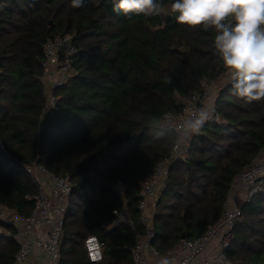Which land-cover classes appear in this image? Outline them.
I'll return each instance as SVG.
<instances>
[{
    "label": "trees",
    "instance_id": "trees-1",
    "mask_svg": "<svg viewBox=\"0 0 264 264\" xmlns=\"http://www.w3.org/2000/svg\"><path fill=\"white\" fill-rule=\"evenodd\" d=\"M113 3L0 0V203L32 214L40 188L25 163L71 177L60 264H93L91 235L105 242L97 264H134V229L145 233L139 194L176 143L164 115L181 114L204 91L205 77L218 86L223 121L206 122L172 163L151 243L165 253L220 221L233 181L264 152V101L246 104L230 94L211 31L178 25L171 0L153 17L125 16ZM56 35L73 37L76 73L45 112L41 60ZM125 205L135 227H113V211ZM1 227L12 230L3 220ZM234 233L226 250L232 264H264V193L243 206ZM17 251L16 239L0 233V264H15Z\"/></svg>",
    "mask_w": 264,
    "mask_h": 264
},
{
    "label": "built area",
    "instance_id": "built-area-1",
    "mask_svg": "<svg viewBox=\"0 0 264 264\" xmlns=\"http://www.w3.org/2000/svg\"><path fill=\"white\" fill-rule=\"evenodd\" d=\"M77 51L71 35H56L44 45L41 81L46 91L45 112L54 108L58 103L55 89L64 85L76 73L72 62ZM214 84L205 77L204 91L195 93L188 100L181 114L167 112L164 115L167 124L176 133V142H178L179 124L196 108L207 106L214 110L213 119L209 121H223L215 110L218 90ZM192 136L178 148L174 145L170 156L159 161L154 172L143 183L139 194L143 196L140 197L139 209L142 212L141 222L145 226V233L140 234L134 229L137 238V243L132 249L134 264H158V261L164 257L170 260V264H232L226 250L234 239V227L242 215L243 206L251 202L255 195L264 193V157L261 155L246 166L233 181L220 221L210 225L195 239H182L177 246L165 253L151 243L154 236L152 227L154 214L150 210L149 200H152V206L155 209L156 201L165 185L172 163L184 154ZM0 147L5 149L2 141H0ZM24 168L33 175L40 188L35 196L36 206L30 216H24L0 203V220L12 227V230L1 227L0 233L13 236L18 243L15 264H27L33 258L37 259L36 264H60L65 214L70 205L74 183L69 175H59L37 161L32 164L25 163ZM43 175L47 177L50 189L47 188L45 182L40 180V176ZM113 214V227H120L123 224L135 227L126 205L115 209ZM91 236L97 237L102 246L100 250L93 251L94 246L87 245L89 257H95L98 263L103 259L105 242L96 235ZM215 239H218L216 250L207 253V248Z\"/></svg>",
    "mask_w": 264,
    "mask_h": 264
},
{
    "label": "clouds",
    "instance_id": "clouds-1",
    "mask_svg": "<svg viewBox=\"0 0 264 264\" xmlns=\"http://www.w3.org/2000/svg\"><path fill=\"white\" fill-rule=\"evenodd\" d=\"M84 0H71L73 8L83 7ZM163 0H114L113 11L125 16L153 17L161 14ZM171 13L178 25L213 33V49L229 77L230 94L246 104L264 101V0H171ZM207 106L193 110L178 126V148L200 133L213 119ZM86 245L101 249L95 236ZM93 264L96 258L90 256ZM158 264H170L167 257Z\"/></svg>",
    "mask_w": 264,
    "mask_h": 264
},
{
    "label": "crops",
    "instance_id": "crops-1",
    "mask_svg": "<svg viewBox=\"0 0 264 264\" xmlns=\"http://www.w3.org/2000/svg\"><path fill=\"white\" fill-rule=\"evenodd\" d=\"M261 157H264V152H262L261 154ZM41 179L43 182H45L47 184V188L50 189V185H49V182H48V179L45 175L43 176H40ZM149 203H150V210L151 212H154L153 211V206H152V200H149ZM154 205V204H153ZM217 243H218V239H215L211 242V244L209 245V247L207 248L206 252L207 253H211L213 252L214 250H216L217 248ZM37 263V259L36 258H33L30 262H28L27 264H36Z\"/></svg>",
    "mask_w": 264,
    "mask_h": 264
},
{
    "label": "rangeland",
    "instance_id": "rangeland-1",
    "mask_svg": "<svg viewBox=\"0 0 264 264\" xmlns=\"http://www.w3.org/2000/svg\"><path fill=\"white\" fill-rule=\"evenodd\" d=\"M227 78H228V74H225V75H224V79L226 80ZM222 80H223V79H222ZM217 83H219V82H217ZM214 85H215L216 88H218V86H217L216 83H215ZM153 211H154V209H153Z\"/></svg>",
    "mask_w": 264,
    "mask_h": 264
},
{
    "label": "water",
    "instance_id": "water-1",
    "mask_svg": "<svg viewBox=\"0 0 264 264\" xmlns=\"http://www.w3.org/2000/svg\"><path fill=\"white\" fill-rule=\"evenodd\" d=\"M140 197L142 198L143 196H140ZM182 239H186V236H185V235H183V236H182Z\"/></svg>",
    "mask_w": 264,
    "mask_h": 264
}]
</instances>
